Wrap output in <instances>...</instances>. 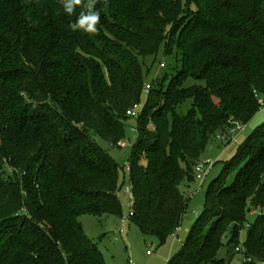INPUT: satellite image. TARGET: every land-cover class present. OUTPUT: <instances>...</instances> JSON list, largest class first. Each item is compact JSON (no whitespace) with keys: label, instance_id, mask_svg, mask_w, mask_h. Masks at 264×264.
<instances>
[{"label":"trees","instance_id":"trees-1","mask_svg":"<svg viewBox=\"0 0 264 264\" xmlns=\"http://www.w3.org/2000/svg\"><path fill=\"white\" fill-rule=\"evenodd\" d=\"M88 5L98 31H72ZM163 44L176 66L146 95L128 158L130 221L161 242L182 226L181 186L209 143L262 108L264 0H81L71 16L62 0H0V264H106L79 221L124 214L119 166L95 138L123 142L145 96L143 61ZM262 209L264 124L211 184L168 264H224L226 232L241 252L247 214ZM248 229L245 264H264V214Z\"/></svg>","mask_w":264,"mask_h":264},{"label":"rangeland","instance_id":"rangeland-1","mask_svg":"<svg viewBox=\"0 0 264 264\" xmlns=\"http://www.w3.org/2000/svg\"><path fill=\"white\" fill-rule=\"evenodd\" d=\"M143 62L145 85H151L152 89H154L158 82L164 81L166 75H168V78L164 85L167 87L170 84L171 74L176 65L173 57L166 55L165 44L161 46L158 55L146 57ZM162 63H165V68L161 67ZM193 83L191 80L188 81L186 87ZM150 93L145 94L143 97L140 109L146 106L147 96ZM261 102V110L245 126L244 132H233L237 127V123H232L227 132L218 133V136L209 143L201 161L204 163L203 172L206 173L204 183L201 184L196 178L193 183L181 186V190L188 199V206L181 228L165 242H161L156 237L144 236L140 229L132 224L131 221L125 225H121V218L107 217L106 219H99L91 215H85L79 219L86 235L97 245L103 254L106 264H168V261L182 249L189 233L199 223L204 212L206 195L211 184L220 176L225 165L236 154L237 149L246 138L264 124V100ZM189 107L190 104H186L179 107L177 111L180 114H186ZM139 113L140 111L136 117H131L124 123L125 138L123 143L125 147H111L100 138H95L97 144L105 151H108L119 166L120 185L118 196L123 206V217L128 220H130L132 203V197L129 191L128 158L132 155L135 146L138 144L137 119ZM260 213L264 214V209L259 211L253 210L247 214L245 227L240 230L237 243L241 252L237 253L235 250H230L229 242L231 233L230 231L226 232L217 256L224 264H245L247 262L245 257V244L249 232L248 228L249 225L255 222ZM120 229L124 230L123 234L119 233ZM149 252L150 254H148Z\"/></svg>","mask_w":264,"mask_h":264},{"label":"clouds","instance_id":"clouds-1","mask_svg":"<svg viewBox=\"0 0 264 264\" xmlns=\"http://www.w3.org/2000/svg\"><path fill=\"white\" fill-rule=\"evenodd\" d=\"M64 3V11L69 16L74 12V7L79 5L81 0H62ZM101 12L94 10L92 5H88L87 13L81 12L78 19L69 25L72 31L83 30L87 33H96L97 25L100 23Z\"/></svg>","mask_w":264,"mask_h":264},{"label":"built area","instance_id":"built-area-1","mask_svg":"<svg viewBox=\"0 0 264 264\" xmlns=\"http://www.w3.org/2000/svg\"><path fill=\"white\" fill-rule=\"evenodd\" d=\"M161 67L162 68H165L166 67V65H165V63H162L161 64ZM151 89H152V86L151 85H145V89H144V93L145 94H149L150 93V91H151ZM140 107H141V105H135L134 107H133V109H131L130 111H128L127 112V116L128 117H136L137 116V114H138V112H139V110H140ZM237 129V130H236ZM244 130H245V126H241L239 123H237V127L233 130V132H235V131H239V133L240 132H244ZM119 146L120 147H125V144L123 143V142H121L120 144H119ZM203 170H204V163H202V162H200L198 165H197V167H196V175H197V179L201 182V184H203L204 183V180H205V176H206V173L205 172H203ZM130 191V190H129ZM131 193V192H130ZM131 197H132V194H131ZM133 206V198H132V203H131V207ZM133 214H132V212L130 213V217L132 216ZM130 222V220H128V219H126V218H124V217H121V225H125V224H127V223H129ZM119 233L120 234H123L124 233V230L123 229H120L119 230ZM175 235V234H174ZM173 235V236H174ZM237 251H240V249H237ZM148 254H150V252L148 253Z\"/></svg>","mask_w":264,"mask_h":264},{"label":"crops","instance_id":"crops-1","mask_svg":"<svg viewBox=\"0 0 264 264\" xmlns=\"http://www.w3.org/2000/svg\"><path fill=\"white\" fill-rule=\"evenodd\" d=\"M201 161H202V159H201ZM106 219V218H105Z\"/></svg>","mask_w":264,"mask_h":264}]
</instances>
